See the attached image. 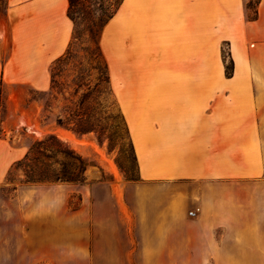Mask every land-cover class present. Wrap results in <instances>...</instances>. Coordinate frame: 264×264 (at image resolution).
I'll list each match as a JSON object with an SVG mask.
<instances>
[{"label":"crops","instance_id":"crops-1","mask_svg":"<svg viewBox=\"0 0 264 264\" xmlns=\"http://www.w3.org/2000/svg\"><path fill=\"white\" fill-rule=\"evenodd\" d=\"M1 2L0 86L49 88L72 38L68 1ZM245 4L122 0L102 51L138 163L129 245L121 250L116 224L93 223L78 252L82 226L52 224L45 203L34 222L21 206L34 192L5 190L25 155L3 136L0 264H120L133 253L141 264H264V0L251 21Z\"/></svg>","mask_w":264,"mask_h":264},{"label":"rangeland","instance_id":"rangeland-1","mask_svg":"<svg viewBox=\"0 0 264 264\" xmlns=\"http://www.w3.org/2000/svg\"><path fill=\"white\" fill-rule=\"evenodd\" d=\"M117 1L76 0L73 10L74 40L68 58L58 66L51 65L55 68L54 88L50 93H42L48 88L0 86V137L4 136L25 155L33 144L53 135L88 165L83 185L64 182L30 184L25 183L24 168L14 163L8 172L5 187L6 191L20 188L22 192H34L30 199L21 201L26 213L34 214V222H42L37 207L45 203L51 209L52 224L63 222L68 229L82 226V231L77 234L81 235L83 242L77 249L83 254L87 253L86 245L93 223L116 224L122 237L121 250L124 251L129 245L124 233L126 213L127 208L132 206V186L139 180L136 154L121 121L122 104L109 90L103 60L97 51L100 47L106 62L102 36L107 24H103L105 15ZM255 1L246 0L247 17L252 16ZM4 9L5 5L1 2L0 11ZM222 56L229 68L225 47ZM82 98L85 104L83 111H80L77 104ZM42 106L45 111H42ZM8 109L11 112L9 117L13 115L14 124L9 121L1 128V122H6ZM77 111L85 113L88 119L90 132L83 135L76 134L72 128L76 118L73 114H77ZM57 117L62 119L61 126L56 123ZM5 129H11L12 133H5ZM67 161L62 154L53 152L52 169L60 173L63 163ZM64 209L65 215L61 212L59 217V210ZM70 234L73 232H68ZM131 258L134 262L120 264H141L138 254L133 253ZM59 264L72 263L68 260Z\"/></svg>","mask_w":264,"mask_h":264},{"label":"trees","instance_id":"trees-1","mask_svg":"<svg viewBox=\"0 0 264 264\" xmlns=\"http://www.w3.org/2000/svg\"><path fill=\"white\" fill-rule=\"evenodd\" d=\"M67 1H68L67 16L74 25L73 10L76 5V0H67ZM258 1L259 0H256L254 3L252 16L247 17V19L250 21L256 18V4L258 3ZM121 4H122V0H119L114 6L111 7L110 11L105 15L106 20L103 24L104 26L114 17V15L119 10ZM72 40H74L73 32H72V38L70 44L68 45L66 52L64 53L63 56H61L60 58H58L56 61L53 62L54 65L58 66L68 58ZM97 51L100 53L99 56L103 60L106 83L108 84L109 90L112 93V87L110 84V77L108 73L107 63L102 57L100 47L97 48ZM54 68L53 67L52 69L50 68L49 88L47 91L42 93H50L54 88ZM226 73L227 75H230L231 73V68L230 67L228 68V66H226ZM84 104H85V99L82 98L78 102L77 108H79L80 111H83ZM45 110H46L45 107L42 106V111ZM73 115L76 117L74 126L72 127L73 131L78 135H83L85 133L90 132V128L87 127L88 119L86 118L85 113H78L77 111V114H73ZM121 118L126 134H128L127 126L124 122L123 116H121ZM56 123L61 126L62 119L60 117H57ZM53 152L62 154L64 158L68 160L66 163H63V169L60 171V173H55V171L52 169L53 163L51 161L53 160ZM15 164L17 167L24 168L22 172L25 183H30V184H49L54 182H64L74 185H83L84 173L88 166L84 159L76 155L66 145H63V143L60 142L53 135H49L43 141L36 142L35 144H33V146L28 150L27 154H25V156L21 160L15 162Z\"/></svg>","mask_w":264,"mask_h":264},{"label":"built area","instance_id":"built-area-1","mask_svg":"<svg viewBox=\"0 0 264 264\" xmlns=\"http://www.w3.org/2000/svg\"><path fill=\"white\" fill-rule=\"evenodd\" d=\"M196 212H197V209H192V210L188 211V215L194 216Z\"/></svg>","mask_w":264,"mask_h":264}]
</instances>
